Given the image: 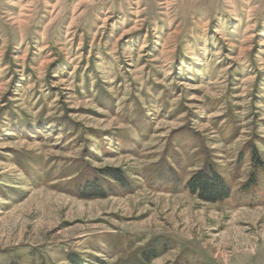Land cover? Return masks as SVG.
<instances>
[{"label":"rangeland","instance_id":"374dc122","mask_svg":"<svg viewBox=\"0 0 264 264\" xmlns=\"http://www.w3.org/2000/svg\"><path fill=\"white\" fill-rule=\"evenodd\" d=\"M254 151L264 0H0V264H264Z\"/></svg>","mask_w":264,"mask_h":264},{"label":"trees","instance_id":"16d2710c","mask_svg":"<svg viewBox=\"0 0 264 264\" xmlns=\"http://www.w3.org/2000/svg\"><path fill=\"white\" fill-rule=\"evenodd\" d=\"M254 161L259 165V168L264 169L263 163L260 160L256 151L253 152ZM104 173L108 176H112L115 180L126 183L124 175L121 173L120 170L117 169H107ZM257 175L254 174L251 182L256 183ZM250 185V184H249ZM247 184V186H249ZM187 188L193 193L196 194L199 198L204 201L210 202H222L229 198H231V187L228 185L224 177L215 171L214 169L210 168L208 171H200L194 174L189 182L187 183ZM106 188H102L99 185L98 180L89 183L86 187L85 191L81 194L86 198H92L94 196L97 197H105ZM155 255V251H145L142 254V264H146L145 262H149L151 258ZM72 262L74 264H82L80 259L75 258L74 256H70Z\"/></svg>","mask_w":264,"mask_h":264}]
</instances>
